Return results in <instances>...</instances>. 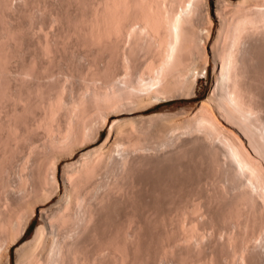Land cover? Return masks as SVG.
<instances>
[{
	"label": "rangeland",
	"instance_id": "obj_1",
	"mask_svg": "<svg viewBox=\"0 0 264 264\" xmlns=\"http://www.w3.org/2000/svg\"><path fill=\"white\" fill-rule=\"evenodd\" d=\"M230 1L236 2L237 0ZM113 3H115V0H0V42L5 39L6 42L3 41L4 45L2 43L3 48L8 47L7 49L12 51L11 54H13V56L11 55L12 58L10 53L7 54L8 60H6L10 62H6V60L5 62L6 65L8 63L9 65L4 69V72L3 69L0 71V87H4L8 91V93L6 91L7 95L10 93L11 97L14 93H19V91L25 96L31 95L32 97V93L35 94L38 89L42 90V92L40 91L42 98L45 94L47 98H54L59 93L60 98L62 97V106H60V111H57L55 121L60 128L55 125L54 121V126H56V132L54 133L60 131V133H63V128L65 132V128H68L67 125L70 126L71 124L70 118L72 117L74 124L72 123L73 125H71L73 129L71 136L79 134L78 127L82 128L83 123L80 120V122L75 121L78 118V112L70 111L72 103L83 98L85 110H93L92 108L95 105L93 94L107 89L104 87L103 81L105 77L103 78V76H105V70L103 69H106L107 57H109L107 55L109 52L106 51H109V45L107 42L108 47L106 45L107 48L103 47L104 42L97 41L95 37L92 39L91 33L96 32L99 29L98 27L101 28L103 26L102 20H106V17L114 12H112V9H115L112 7ZM107 8L109 9L107 10ZM110 9L111 13L109 12ZM105 14L107 15L105 16ZM113 14L109 17L114 16ZM95 25L99 26L96 27ZM199 25L201 29L199 30V37L202 41L199 40V46L201 47L204 42L203 33H205L206 24L200 22ZM92 30L94 31L91 32ZM216 30L217 23L214 22L210 32V40L206 45V53L200 48L201 53L194 57L197 69L205 67V72L201 70L202 73L200 72L196 76L193 86H190L188 81L187 83L184 81L180 85L178 92L172 96L158 99L157 102L146 106L128 104V100L125 97L126 101H122L121 107L118 106L114 110L112 108V110H104L102 111L104 113L100 114L102 116L96 113L101 118L103 114H106L102 118L103 120L97 116L98 119L95 118V115H93L95 119H92L93 117L90 118L93 121H91V125H89L87 130L85 128L84 133L86 134L83 136L85 142H82L83 138L81 140L71 139L67 143L68 145L66 144L61 148L58 147L60 148V151H58L60 157L57 156L58 163L55 171L58 186L57 188L56 186L53 187L55 180L52 178V174L48 172L52 169L48 167L46 172V174L48 173L47 182L44 185L45 187L43 186V189L48 192L47 195V192L45 193L46 198L44 196L43 198H36L37 196H35V190L42 189L39 186L37 172L40 168H43L40 164L43 165L44 162L40 164L39 162L40 160H45L46 154H55L56 150L55 152H48L51 149L46 146V144L48 145V137L43 127H38L35 129L36 131L33 130L30 133L31 136L28 135L27 141L25 142L24 140V144L21 142L22 145L20 144L21 146L19 147L21 148H19V151L23 149L19 153L13 154L15 158H11L12 162L7 163L8 166H12L10 173L4 177L5 179H1V182L5 180L3 184L6 182V185L4 184L6 191H1L2 188L0 187V212L3 213L1 215L3 216L5 209L8 206L11 207L13 203H17L15 207L21 205L19 207L22 208L23 205V208L25 207L24 211L26 209L30 211V208L26 206V204H29L33 207V212H30L32 215L28 212L29 217L30 215L31 217L24 232L16 240L15 244L9 247V264H20L23 262L22 256L24 253L22 251L24 250L20 246L22 247L26 243L31 242L35 230L45 224L46 219L55 209L53 206L57 207L59 205L58 201L64 193L63 166L66 163L75 162L83 151L102 146L103 143V146L108 150L112 144H115V140H118L119 143L117 142L118 145L112 147L118 149L120 148L119 145H124L126 152L123 153V146L120 149L122 151L119 149L117 151L116 149L113 154L119 152L120 156L116 153L117 158L114 159L117 160L121 157L120 161L117 162L118 164L115 163L116 166L113 163L111 164L114 161L109 164V168L112 165L116 167L114 170L112 168V170L116 171H110V174L105 170L107 175L103 171L100 173V178L97 179L100 185L99 187L97 186L96 190H93L95 191L94 195H96L94 196L92 193L94 197H90L89 200H92L90 203L91 207L95 208L94 210L97 211L98 216L95 214V218L90 224L87 220H82L81 222L79 234L82 238H78L79 249L77 248L80 255L82 254L83 256L88 251L86 255L90 258V256L95 255L92 250L95 249L94 245H97L101 246L100 249L103 250L101 252L98 249L97 256H94L99 259L98 262V259L95 258L94 262L96 263L97 261L99 264H264L263 200H260L259 195H257L258 192L253 187L250 190L251 186L244 184L246 180L244 181L242 176L240 178L237 177V180H235L230 175L231 171L230 173L227 172L230 164L229 158L225 154L223 155L222 149L218 147V142L215 143L213 137L206 136L207 134L203 130H198L191 134L190 132H184L185 130L179 127L174 129L175 131L173 130L171 134L169 133V142L162 147L161 151L145 149L146 151L143 150L141 151L142 153L131 150L130 152L125 146L129 138L126 132L132 125L139 127L141 124H147L150 120L149 126L148 124L147 126L145 125L147 127L146 131L148 130L145 137L147 142H151L149 145L154 146L158 140V130L162 125L159 122L169 119L167 120L168 122L171 120L170 123H175V121L180 119H188L194 115L200 102L207 99L215 84V61L210 51V46L216 35ZM7 31L10 32L9 35ZM5 33L9 38L14 35V42H12V38L6 39ZM251 35V39L249 38L250 43L248 42L247 66L248 70L250 69V75L256 79L254 84V81L252 82V86L256 90L254 92H257L255 95L258 96V99L256 96L255 99H257L256 101H258L259 105L262 104L264 109V35L263 39H261L262 35L260 33H258L259 36ZM2 45L0 44L1 47ZM14 46L16 47L14 48ZM45 47L50 54L43 51ZM7 49L5 51L8 53ZM0 51L3 53V50ZM22 63L32 66V72L34 73L31 77L28 78L21 75ZM32 63L34 64L32 65ZM111 66V75L114 76V84L118 87L120 85L119 76L121 77L122 74L121 64L119 60L115 61L114 59ZM4 88L3 90L0 88V93L4 92ZM34 94L33 98L35 97ZM44 98L41 101L37 98L40 102H37L36 98H34L37 104L40 103V106H37V104L34 106L36 109H33L35 111L33 113L36 115L34 114L33 116L32 114L25 117V125L29 123V126L35 120L41 118L44 113L42 109L45 106ZM9 99V102L7 101L8 105L7 99L0 104V120L1 118L3 120L7 112L13 107ZM42 101L43 103H41ZM68 105L70 106L69 109H67ZM109 110H111L110 112H115L114 115L109 114ZM79 117L81 119V116ZM114 118H118L121 121L132 120V122L123 123L121 125L123 131L121 132L116 130L111 132V139L106 144ZM100 121L103 123L100 124ZM75 122H79L77 124L80 126L77 125L78 127H75ZM85 122L90 123L87 120ZM57 129L61 130L58 131ZM125 129L126 131H124ZM154 129L157 130L154 131ZM74 130L78 133L75 132V134ZM120 133L121 135H119ZM33 135L35 136L33 137ZM122 138L123 140H121ZM32 139L35 143L31 144ZM216 145L220 149H217L219 150L218 152L216 151ZM213 149H215V152ZM16 154L18 155L16 156ZM123 155H126V158ZM47 158L50 159V157ZM124 160L127 165L122 164L123 162L121 161ZM38 165L40 166L39 168L35 167ZM37 168L39 170H36ZM7 201L12 204H8ZM87 224L89 225L87 226ZM93 227L100 230V233L98 232L97 234H100L101 237L95 233L98 230H93ZM93 233L96 234L95 236L98 239L100 238L99 241L102 239L101 243H98L99 241L97 240L96 242L97 238L94 236L95 242L99 245L94 242ZM97 246L95 247L97 248ZM102 247L105 248L103 249ZM91 260L94 259L91 258ZM91 260L87 261L86 264H92ZM82 262L84 264V261Z\"/></svg>",
	"mask_w": 264,
	"mask_h": 264
},
{
	"label": "bare ground",
	"instance_id": "obj_2",
	"mask_svg": "<svg viewBox=\"0 0 264 264\" xmlns=\"http://www.w3.org/2000/svg\"><path fill=\"white\" fill-rule=\"evenodd\" d=\"M110 3H108L109 6H111ZM112 7L115 8L112 9V12L114 11L113 13L115 14L111 13V9L109 10V12L114 16L109 17L111 16V14L107 16L106 20L105 19L102 20L103 26L101 25L102 26L101 28L98 27L99 29L96 30V32L92 30L91 32L93 31L94 32L91 33L92 35L90 34L91 37H93L92 39H94L95 37L97 41L104 42L103 47L106 46L108 47L109 45L108 47L109 51L108 50L106 51L109 52V54L107 53L109 57H107L108 61L106 62L107 63L105 67L106 69H103L105 70V76H103V78L105 77V80L103 82H104V87L107 89H104L103 92L98 91L101 93H98L96 91L98 94L97 93L93 94L94 95L93 97H95V105H94L95 109L92 108L93 110L90 111L88 109L85 110V104H84L85 102L83 98H80L77 102L74 101L72 105L70 104L71 105L70 111L78 112V118L75 121L80 120L83 123V124L81 123L82 128H80L78 127L80 126L78 125L80 121L77 122L78 124L75 122V127L78 125L77 127L79 134H76L78 133L76 132L77 130L76 128V130H74V133L76 132L75 133L76 135L73 134V136H71L72 135L71 131L73 130L71 125L74 124L73 123L74 121H72L71 116H69L71 117L70 118L71 124L67 121V123L70 124V126L67 125L68 128H65L66 129L65 132H64V128L62 127L63 133H60L61 131L57 132L58 134L54 133L56 132V126H54L53 122L56 119L55 117L57 111L58 110L60 111L61 108L60 106H62V101H61L62 97L60 98L59 93L54 98L51 97L47 98L45 97L46 94L45 95L43 94L45 97L43 98L46 100V101L44 100L45 109L42 108L44 110V111L42 110L44 113L40 119L35 120V122L31 124L32 126L31 125L28 126L29 123H26L27 125H25L26 122L25 117L32 114L34 116L35 113L33 112H35L34 110L36 109V107L34 108V106H36L37 104L35 100H37V102H40L41 99L43 100L41 93L42 90L40 89L36 90L35 94L32 93V97L31 95L25 96L23 93H21V91H19V93L17 92L18 94L14 93L12 97L11 94L9 93L8 94L10 98L9 99L7 95L8 91L4 87H0L1 90H3L4 88V92H5L4 93L2 91L0 93V104H2V102H5L4 100L6 99H7L6 102L9 99L13 104L11 110L8 111L9 113L8 112L7 114L5 113L6 116L3 118V120L2 118L0 120V187L2 188L1 191H6L4 187V184L6 185V182L3 184L5 180L1 182V179L7 176L8 173H10L12 167V166H8L7 163L12 162L11 160L15 158L13 157V154L15 155V153H19L23 149L22 148L19 151V148H21L19 146L24 144L27 141L26 139H28V137L31 136L30 133H32L33 130L36 131L35 129H37L38 127L40 128L43 127L44 130H46L45 132H47L46 134L48 137L47 138L48 145L46 144V146L47 148L49 147L51 149L48 152L49 153L51 151L55 152L56 150L55 154L50 153L51 156L50 154L48 155L46 154V156L50 157V159L45 157V160L43 161L40 160L39 164L41 162L42 163L44 162L43 165L40 164V166H42L43 168H40L39 170L38 168L40 166L39 165L35 166L38 167L36 170H39L37 172L39 178L38 182L40 184L39 186H41L42 188L40 189L38 187L39 190H35L36 193L35 196H37L36 198L38 197L43 198V196L44 198H46L47 196L45 197V193L47 191H45L43 188L45 187L44 185L47 182L48 173L46 174V172L48 171V167L52 169L51 171L48 172L52 174L53 176L52 178L55 180L53 187L56 186L57 188L58 183L55 177V171L58 163V159H57L58 158L57 156H59L58 151H60V148L62 146H65L71 139L81 140L83 138L82 142L85 140V138L83 137L84 134H86L84 133L85 128L87 130L89 125H91V121L93 120H90V118H92L93 115H95L94 116L95 118L98 117L102 119L104 118V116H106V114L105 115L103 114L102 118L99 117L102 116L100 114L104 113L102 111L104 110L108 111V109L111 108L114 110L115 108H117L122 104V101L125 102L126 100H128V104L131 103L134 105L142 104L143 106L144 105L146 106L153 104L157 102L158 99H164L165 97L168 96L170 97L176 92H178L180 85L183 84L184 81H186L185 83H187L188 81L190 86H193V84L196 81V76L201 72V70L205 72L204 69L205 67L201 69H197V67L195 66L194 57H196V55L201 53L200 48H202L204 53H206V45L207 42L210 40V32L214 25V22H216L217 23L216 35L210 46V51L212 52L215 61V68H214L215 84L207 99H204L200 102L196 112H194V115L190 116L188 119L185 120L182 119L183 120L182 121L180 119L181 117L180 116L179 117L180 120L175 121V123L174 122L170 123L171 120L168 122L167 120L169 119L166 120L165 118H164L165 120H162L163 122L162 121L159 122L162 123V125L158 130L159 135L155 133L156 135H158V140L155 145L153 144L154 146L149 145V143L151 142L149 141L147 142L146 141L147 138L145 137L146 136L145 134L148 131V130L146 131L147 129L146 126L148 123H150V120L147 124H145L146 126L144 124L141 125L139 124L140 125L139 127H137V125L136 127L134 125L130 127L129 124L130 128H128L129 130L127 129L126 132L127 134L123 132L129 138L126 136L128 138V141L126 144L125 143L123 144H125L127 150L129 149L128 151L131 150L135 152L136 151L141 152L143 150L146 151L145 149L148 150L157 149V151L158 150L161 151L162 147L168 144L169 142L168 135L169 133L171 134V132L174 129L181 127L185 130L184 132H190L191 134L198 130L200 131L203 130L207 134L206 136L209 135L210 137H213L215 143L218 142L217 143L219 145L218 147L222 149L221 151L223 155L225 154V156L229 158L230 161L228 167L229 170L228 169L226 170H228L227 172L229 173L231 171L230 173V175H232L231 177L237 180L236 179L237 177L240 178V176H242L244 181L245 180L247 181V183L246 181L245 183L244 182L242 183L249 184V186H251V188L249 187L250 190L253 187L258 192L256 193L257 195H259L258 197L260 198V200L261 201L263 200L262 204H264V109L262 107V104L259 105L258 101H256L258 99V96L255 95L257 92H254L255 89L252 86L256 82L255 81L256 79H254L250 75L249 73L250 69L248 70V66H247V58H248L247 56L249 53L248 42L250 43L249 38L251 39L250 35L251 34L258 35V33L262 35V33H264V0H237L236 2H232L230 0H115V3H113ZM108 9L109 8H107V10ZM106 15L107 14H105V16ZM200 22L201 23L204 22L206 24L205 30L203 29L205 33H203L204 42L203 45H201V47L199 46L200 45L199 42L201 41L199 37V30H201L199 25ZM9 33L10 32H8L7 34L9 35ZM8 35H6V39L9 38L7 37ZM263 35L261 36L262 37L261 39H263ZM13 37L10 36V38H12V42H14ZM3 41L6 42L5 39H3ZM3 41L0 42L1 45ZM3 45L2 47L0 46L1 47L0 50H3V53L4 52L5 53L3 54L0 51V71H2L1 69H3L4 72V69H6L7 66L9 65V63L8 65H6V62H10L7 61L8 60L7 54L10 53V57L11 55L13 56V54H11L12 51L7 49L8 47L7 48L5 47L8 50L7 53V51H5L6 49L3 48L4 47ZM15 47L16 46H14V48ZM10 48L12 49V47ZM43 51L48 53L46 47L45 50ZM114 59L115 61L119 60L122 68L121 77L119 76L120 85L118 87L114 84L115 82L114 76L111 75L112 73L110 71V66L113 63ZM33 64L34 63H32V65ZM20 71L19 72L21 73V75L26 76L28 78L31 77L32 74L34 73L32 72L33 69L30 64H23L21 66ZM37 78L39 77L37 76ZM33 94L35 96L34 98H36L35 100L33 98ZM255 96L257 97V99H255L256 98ZM37 98L40 99V101H38ZM41 103H43V101ZM38 105L40 106V103L37 104V106ZM69 107L70 106L68 105L67 109H69ZM111 110H109V112ZM96 113L99 116L96 115ZM114 113L110 112L109 114L114 115ZM79 116H81V119ZM94 117L92 119H95ZM86 120L87 122L90 123H86L85 122ZM127 122H132V120L121 121L118 118H114L112 120V125L108 133L109 136L106 139L105 143L107 144L110 141L111 132L113 131L115 132V130L118 132L123 131L121 129V125L123 123L127 124ZM55 123H56L55 125H57L56 121ZM102 123L100 121V124ZM84 124H86L87 126ZM79 128L81 129V132ZM57 130L59 131L61 129H57ZM156 130L154 129V131ZM124 131H126V129ZM119 135H121V133ZM34 136L35 135H33V137ZM121 140H123V138ZM114 142L116 145L112 144L111 141L112 145L110 144L111 147H109L108 150L106 147L103 146L104 144L103 143L102 146H97L90 150L83 151L75 162L69 164L66 163L65 166H63L64 193L61 199L58 201L59 205L58 206L56 205L57 207L53 206L55 209L53 211L51 210L52 212L50 216L46 219L45 224H43L42 226L37 228V230H35V234L31 242H28L26 244L24 242L25 245H23L22 247L20 246V248L24 250L22 251L24 253V255L22 254L24 260L20 264H83L82 261H84V264H86L87 261L91 260V258L94 259L91 260L92 264L95 263L94 261L95 258L97 257L94 256L96 255V253L98 254L99 252L98 249H100L101 246L94 245L95 249L93 248L94 250L92 251L94 252L95 255L92 254L93 256H90V258H88L89 256L86 255L88 251L84 253L82 256V254L80 255L78 250L79 249L78 238H82L79 234L82 220H87L90 224V222H92L93 219L95 218L94 217L95 214L96 216H98L97 211L94 210L95 208L91 207L92 205L90 203L92 200L90 201L89 198L94 197L96 195V194L94 195L95 191L93 190H96L97 186L99 187L100 185V183L98 182L99 180L97 181V179L100 178L99 177L101 175L100 173L103 171L105 173L106 172L105 170H107V172L111 174V172L116 167L110 165L111 168H109L110 162L114 161L111 162V164L113 163V165L116 166V164H118L117 162L120 161L121 157L115 160L117 158V156L115 155L117 152L115 154L113 153L117 148L115 149L114 147H112V146H117L119 142L118 140L117 141L115 140ZM124 142L126 141L124 140ZM152 142L154 143V141ZM30 143L32 144L35 142L33 140ZM120 144L122 145L121 141ZM122 146L119 145L120 148L118 149L120 150L121 147L124 148V145ZM215 147H217V145ZM218 147L216 148L217 152L220 150ZM122 150L123 153L126 152L125 148ZM213 150L215 152V149ZM220 152L219 154H221ZM17 155L18 154H16V156ZM118 156L120 155L118 154ZM125 156L126 155H123V157ZM121 162H123L122 164H126L125 160ZM23 165L25 164L23 163ZM56 188H54V190H56ZM92 193L94 196H92ZM47 194L48 192L46 193V195ZM48 196L50 197V195ZM8 204L11 205L12 203L8 202ZM16 204L17 203L15 204L13 203L11 207L8 206L9 209L8 207H7L8 210L5 209L4 211L5 214L3 216H1L3 213L0 212V216H1L0 263L1 264H9V247L12 244H15L16 240L24 232L28 220L32 215L30 212H33V207H31V205L29 204H26L27 208H30V211H28L29 209H26L27 212L23 210L25 208V207L23 208V205L21 208L19 207L21 205L15 207ZM262 207L264 206L262 205ZM28 212L31 214L30 217ZM89 224H87V226ZM193 226L195 227V225ZM95 227H93L94 228L93 230L95 231L98 230L97 228L95 229ZM99 231L100 230L96 231L95 233L97 234ZM96 234L93 233V237ZM97 235L99 236L100 234ZM95 237L97 238V236ZM95 237H94V242H95ZM99 237H101V235ZM67 238L68 240H66ZM99 239L97 238L96 242L97 240L99 241ZM101 240L98 243H101ZM95 246H97V248ZM102 248L104 249L105 247ZM100 250L101 252L103 251L102 249ZM98 262L96 261L95 264H99Z\"/></svg>",
	"mask_w": 264,
	"mask_h": 264
}]
</instances>
